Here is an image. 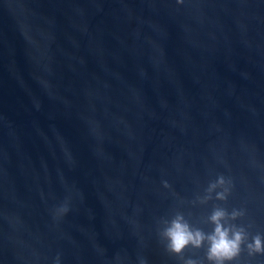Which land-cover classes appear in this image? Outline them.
<instances>
[{
    "label": "water",
    "instance_id": "1",
    "mask_svg": "<svg viewBox=\"0 0 264 264\" xmlns=\"http://www.w3.org/2000/svg\"><path fill=\"white\" fill-rule=\"evenodd\" d=\"M217 204L264 233V0H0V264H208Z\"/></svg>",
    "mask_w": 264,
    "mask_h": 264
},
{
    "label": "clouds",
    "instance_id": "2",
    "mask_svg": "<svg viewBox=\"0 0 264 264\" xmlns=\"http://www.w3.org/2000/svg\"><path fill=\"white\" fill-rule=\"evenodd\" d=\"M182 3L183 0H177ZM164 187H170L167 180L162 181ZM231 178L223 174L217 175L209 181L204 190V195L198 196L201 204L210 200L226 201L233 189ZM214 194V195H213ZM69 210L67 202L55 210L56 215H62ZM245 215L242 208H227L215 205L207 216V222L212 226L210 231L194 226L185 217L183 212L177 211L170 219H162L163 228L159 230V236L164 242L165 250L178 256L182 255L188 247L205 249V257L208 264H233V262L247 251L249 256L264 255V233H249L243 224H237L238 218ZM55 264H60L59 255ZM140 264H147V260L141 258ZM183 264H199L192 258L184 259Z\"/></svg>",
    "mask_w": 264,
    "mask_h": 264
}]
</instances>
